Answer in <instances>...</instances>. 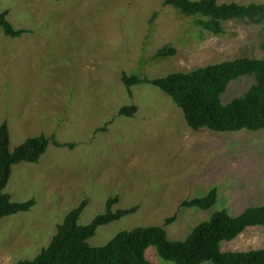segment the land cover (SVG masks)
Wrapping results in <instances>:
<instances>
[{"label": "rangeland", "instance_id": "374dc122", "mask_svg": "<svg viewBox=\"0 0 264 264\" xmlns=\"http://www.w3.org/2000/svg\"><path fill=\"white\" fill-rule=\"evenodd\" d=\"M165 0H0L19 39L0 28V127L9 123L11 151L30 138L55 135L75 150L51 146L39 164L15 166L6 189L14 202L35 200L28 213L0 221V264L34 260L47 248L67 215L86 199L80 219L89 225L119 198L113 211L139 207L99 228L89 243L107 245L138 227H164L185 240L199 224L227 209L238 216L264 205V131H195L183 111L151 85L130 90L123 75L157 79L239 58L264 59V21L259 16L228 22L213 35ZM241 5L264 0H221ZM172 46L173 57L155 58ZM233 82L224 104L254 84ZM139 108L121 117L125 106ZM107 127L106 132L98 130ZM219 189L209 211L182 207ZM177 217L167 226L166 221ZM264 249V227L248 228L224 252ZM147 258L163 261L151 248Z\"/></svg>", "mask_w": 264, "mask_h": 264}, {"label": "trees", "instance_id": "16d2710c", "mask_svg": "<svg viewBox=\"0 0 264 264\" xmlns=\"http://www.w3.org/2000/svg\"><path fill=\"white\" fill-rule=\"evenodd\" d=\"M64 1V0H54ZM165 6L179 10L189 17H197L196 25L213 35H224L228 22H243L259 16L264 21V4L241 5L221 0H165ZM9 11L0 13V28L7 37L22 38L33 30L14 28ZM264 35V31H263ZM177 53L172 46L159 51L155 58L173 57ZM253 77L256 83L242 96L224 104L222 96L229 86L242 78ZM130 90L135 86L151 85L169 96L183 111L185 120L195 131L203 129L216 133H238L242 131H264V59L239 58L232 61L199 68L191 72H178L166 77L149 79L142 75H127L122 78ZM139 108L135 105L123 107L119 115L133 118ZM104 127L98 132H106ZM75 150V144H62L53 135L30 138L11 151V131L8 122L0 127V221L30 212L36 201L14 202L6 189L13 176V169L23 163L39 164L49 148ZM219 199L215 187L206 196L187 200L182 207L211 210ZM119 198L109 199L104 214L98 215L91 224L81 225L80 219L89 200L65 218L49 246L34 259L17 264H153L148 251L153 248L165 262L172 264H264V249L249 252H224L223 244L232 242L248 228L264 227V205L251 207L238 216L227 209L196 226L185 240L169 238L164 227H138L117 234L107 245L93 247L89 241L99 228L108 226L139 211V207L113 211ZM177 217L170 218L172 225Z\"/></svg>", "mask_w": 264, "mask_h": 264}]
</instances>
